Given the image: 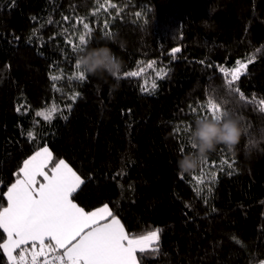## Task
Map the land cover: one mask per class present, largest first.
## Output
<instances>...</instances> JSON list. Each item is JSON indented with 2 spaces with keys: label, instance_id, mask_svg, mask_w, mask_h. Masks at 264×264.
Instances as JSON below:
<instances>
[{
  "label": "trees",
  "instance_id": "trees-1",
  "mask_svg": "<svg viewBox=\"0 0 264 264\" xmlns=\"http://www.w3.org/2000/svg\"><path fill=\"white\" fill-rule=\"evenodd\" d=\"M80 18L93 30L80 47L111 48L123 64L118 77L73 78L80 51L67 41L79 43ZM238 60L252 62L230 93L217 69ZM141 68L138 77L123 75ZM209 98L222 119H238L239 142L218 144L198 168L180 172L177 159L194 151L187 129L211 118L201 108ZM261 100L264 0H0V194L25 159L48 147L46 172L62 159L84 181L74 193L79 207L107 204L129 235L160 230L159 251L143 264L264 261ZM53 107L49 121L37 116Z\"/></svg>",
  "mask_w": 264,
  "mask_h": 264
},
{
  "label": "snow or ice",
  "instance_id": "snow-or-ice-1",
  "mask_svg": "<svg viewBox=\"0 0 264 264\" xmlns=\"http://www.w3.org/2000/svg\"><path fill=\"white\" fill-rule=\"evenodd\" d=\"M100 7L108 10L103 4ZM109 7L116 8V5L110 4ZM136 15L139 17L141 13L137 12ZM78 23H82L84 29L78 37L79 43H73L71 39L67 41L72 44L73 51H82L80 46L87 44L86 37L93 31L82 18ZM104 27H109L107 21ZM180 51L178 47L173 48L171 54L174 56ZM248 63L238 60L236 66L231 69L218 67L217 70L226 78L225 86L230 93L239 91L238 88L234 89L233 85L246 71ZM154 64L155 61L149 62L148 67L153 68ZM75 68L77 71L73 72V78L85 80V74L79 71L77 63ZM142 72L141 68L140 71H129L123 75L138 77ZM166 75L163 70L157 72L160 79ZM50 79L56 81L60 77L52 75ZM53 87L55 88V84ZM155 87L153 84L152 88ZM142 90L147 91L144 88ZM76 95L72 97L73 100ZM240 99H244L242 93ZM259 103L260 111L264 112V100ZM68 108L70 110L71 105H68ZM201 108L206 109L213 119L222 114L220 104L213 98H209ZM192 110L196 111L195 108ZM56 111L53 107L49 112H37V116L49 121L52 113ZM190 129L189 127L187 131L190 132ZM32 135L31 132L28 133L30 139ZM51 160L52 153L48 147L41 148L23 161L15 182L6 192L0 194L7 201V206L0 205V229L2 234H6V239L0 243V250L6 257V264H41V257L44 258L42 264H143L146 255L158 253L159 229L147 231L142 235H129L107 204L86 212L73 202L74 193L84 181L62 159L55 163L49 174L45 169ZM223 163L228 162L225 160ZM38 176L43 177L44 182H39ZM202 177L203 169L199 176L193 174L192 179L197 185H201L204 183ZM210 178L215 180L214 172ZM29 244L32 246L31 250L26 247ZM138 253L141 255L138 256ZM260 264H264V261Z\"/></svg>",
  "mask_w": 264,
  "mask_h": 264
},
{
  "label": "clouds",
  "instance_id": "clouds-1",
  "mask_svg": "<svg viewBox=\"0 0 264 264\" xmlns=\"http://www.w3.org/2000/svg\"><path fill=\"white\" fill-rule=\"evenodd\" d=\"M79 71L90 76L118 77L122 70V60L107 46L87 48L80 51L76 58ZM242 129L237 118L227 113L218 118H198L190 129L189 143L192 152L183 154L177 159V168L180 172L189 173L207 158L218 144L229 149L239 142ZM258 147V145H252Z\"/></svg>",
  "mask_w": 264,
  "mask_h": 264
},
{
  "label": "crops",
  "instance_id": "crops-1",
  "mask_svg": "<svg viewBox=\"0 0 264 264\" xmlns=\"http://www.w3.org/2000/svg\"><path fill=\"white\" fill-rule=\"evenodd\" d=\"M38 151H39V150H38ZM33 155H34V154H33ZM31 156H32V155H31ZM28 158H29V157H28ZM58 162H59V161H58ZM58 162H57V163H58ZM48 164H49V163H48ZM67 164H68V163H67ZM69 167H70V166H69ZM73 171H74V170H73ZM49 174H50V173H49ZM77 175H78V174H77ZM37 180H38V177H37ZM42 182H44V180H42L41 183H42ZM38 186H39V185H37V187H38ZM74 203H75V202H74ZM6 206H7V204H6ZM102 206H103V205H102ZM102 206H99V207H97V208H100V207H102ZM97 208H95V209H97ZM95 209H93V210H95ZM93 210L86 211V212H91V211H93ZM5 239H6V238H5ZM26 247H27L29 250H31V247H32V246H31V244H29V245H27ZM18 251H19V250H17V252H18Z\"/></svg>",
  "mask_w": 264,
  "mask_h": 264
},
{
  "label": "built area",
  "instance_id": "built-area-1",
  "mask_svg": "<svg viewBox=\"0 0 264 264\" xmlns=\"http://www.w3.org/2000/svg\"><path fill=\"white\" fill-rule=\"evenodd\" d=\"M39 259L41 260V264H42V262H43V259H44V258H43V257H41V258H39Z\"/></svg>",
  "mask_w": 264,
  "mask_h": 264
}]
</instances>
